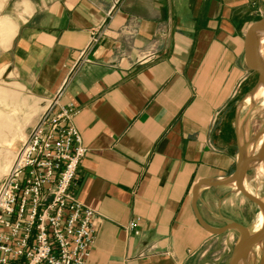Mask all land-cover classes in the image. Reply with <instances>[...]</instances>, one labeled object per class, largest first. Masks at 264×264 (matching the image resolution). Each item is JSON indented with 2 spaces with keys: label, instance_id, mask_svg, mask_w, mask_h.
<instances>
[{
  "label": "crops",
  "instance_id": "obj_1",
  "mask_svg": "<svg viewBox=\"0 0 264 264\" xmlns=\"http://www.w3.org/2000/svg\"><path fill=\"white\" fill-rule=\"evenodd\" d=\"M4 10L0 78L42 104L32 119L27 104L26 136L53 99L78 108L87 151L73 192L98 213L86 264H228L235 244L228 255L224 233L201 225L194 192L210 226L232 216L255 136L246 33L264 0H7ZM18 96L0 88L4 102ZM134 220L139 233L126 230Z\"/></svg>",
  "mask_w": 264,
  "mask_h": 264
},
{
  "label": "built area",
  "instance_id": "obj_2",
  "mask_svg": "<svg viewBox=\"0 0 264 264\" xmlns=\"http://www.w3.org/2000/svg\"><path fill=\"white\" fill-rule=\"evenodd\" d=\"M77 113L53 99L0 179V264L87 263L98 213L73 192L87 151ZM137 226L131 221L126 230L139 233Z\"/></svg>",
  "mask_w": 264,
  "mask_h": 264
},
{
  "label": "rangeland",
  "instance_id": "obj_3",
  "mask_svg": "<svg viewBox=\"0 0 264 264\" xmlns=\"http://www.w3.org/2000/svg\"><path fill=\"white\" fill-rule=\"evenodd\" d=\"M6 1L7 0H0V18H2V16L6 13L4 10ZM259 78L258 72L255 71V81L257 82ZM12 85L13 84L8 82L4 77L0 78V88L16 90L19 92L18 97L7 98L5 102L0 99V117L4 118L6 121L3 124H0V179L7 173L15 157L16 151L26 138V126L33 123V121H26L27 104L29 103L30 105V118L28 119L34 118L42 108L40 100L31 98V100L28 102L26 92ZM246 110H252V124L256 135L261 131L260 129L264 125V108L260 107L259 102L256 101L254 103L246 104ZM255 171L256 168L251 171V176H255L257 174ZM257 181L258 182L254 183L252 191L255 192V194H258L260 197H264V176H261L259 179H257ZM236 197L238 199L237 202L233 204V212L230 211V213H228V215H232L233 217H224L227 219L218 220L217 224H219V228H221L227 224L226 220L236 222L240 220L244 222L245 226L248 227L252 232L256 222L257 214L262 209L260 206H257L246 199L241 191L238 192ZM257 198L260 199L259 197ZM218 238L220 242L224 244L227 243L229 245V251L226 252L229 255L232 246L240 239V232L236 229H232L226 233L224 232V234ZM263 254L264 241L262 240L252 248L250 254L248 253V255L243 258V262L245 264V261L247 260L246 264H260V259Z\"/></svg>",
  "mask_w": 264,
  "mask_h": 264
},
{
  "label": "water",
  "instance_id": "obj_4",
  "mask_svg": "<svg viewBox=\"0 0 264 264\" xmlns=\"http://www.w3.org/2000/svg\"><path fill=\"white\" fill-rule=\"evenodd\" d=\"M258 30H264V17L253 23L247 33H246V42H245V49H246V60L248 63V66L254 70L257 71L259 74L260 79L264 81V63L261 60L258 51H257V45H256V31ZM261 131L258 133L260 135ZM263 156L264 157V140L262 143V147L260 151L256 154L249 155L245 159H243L240 162V166L238 168V171L236 172L235 178L239 182V188L240 190L251 200L256 202L262 211L264 212V202H262L260 199H258L256 196H253L249 192H247L242 185L240 184V180L242 176L244 175L246 169L248 168L250 162L255 160L256 158ZM197 187L194 192V209L197 215V218L201 225H203L206 229L211 231L215 234H222L226 232L229 229H236L240 232V239L235 244L231 258L228 264H238L239 261L248 255V253L252 250V248L260 241H264V223L261 229L257 232L252 233L248 227L245 225L236 222V221H227V224L224 225L221 228H214L207 224L204 219L202 218L199 210L196 207V198H197Z\"/></svg>",
  "mask_w": 264,
  "mask_h": 264
},
{
  "label": "bare ground",
  "instance_id": "obj_5",
  "mask_svg": "<svg viewBox=\"0 0 264 264\" xmlns=\"http://www.w3.org/2000/svg\"><path fill=\"white\" fill-rule=\"evenodd\" d=\"M13 33V27L5 30L3 34V43L6 44L7 40ZM256 45H257V51L258 54L261 58V60L264 63V54H263V49H264V30H258L256 31ZM246 100V99H245ZM258 101L260 104V107L264 108V81L259 78L258 83L254 87V89L249 93L248 98H247V103H254ZM243 105V104H242ZM261 133L260 135L256 134L250 144V151L252 154H256L260 151L262 147V143L264 140V125L260 129ZM252 165L254 168H256V178L259 179L261 176H264V157L260 156L256 158L255 160L252 161ZM255 178V179H256ZM258 182V181H257ZM245 188L248 192L252 193L256 197H259L262 202H264V197H260L258 194H255L253 192V188L251 189L249 185H245ZM264 223V212L261 210L258 212L257 217H256V222L254 224L252 233L257 232L261 229ZM238 264H244L243 258L239 261Z\"/></svg>",
  "mask_w": 264,
  "mask_h": 264
}]
</instances>
